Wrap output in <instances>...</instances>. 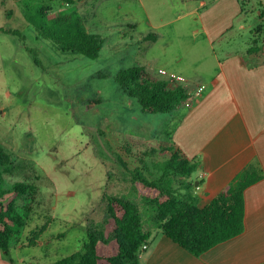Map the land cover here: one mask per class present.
Wrapping results in <instances>:
<instances>
[{
	"label": "rangeland",
	"instance_id": "obj_1",
	"mask_svg": "<svg viewBox=\"0 0 264 264\" xmlns=\"http://www.w3.org/2000/svg\"><path fill=\"white\" fill-rule=\"evenodd\" d=\"M169 2L47 1L53 7L50 19L76 11L85 29L103 38L99 58L90 60L60 51L39 38L23 17L25 0H0V145L12 161L7 171L0 167L1 183L8 188L27 182L40 190L19 245L23 248L10 253L15 261L25 257L29 264L34 257L38 263L53 264L80 251L89 231L100 229L104 222L105 195L136 202L145 225L156 226L142 188L135 187L131 175L119 164L118 152L125 144L131 145L133 152L155 148L157 158L164 160L160 152L172 145L168 139L172 128L162 126L167 116H155L152 127L164 132H150L147 142L139 135L128 137L127 121L136 124L144 117L136 101L120 90L115 75L130 68L133 60L140 62V47L147 46L132 31L135 26L131 23L137 31L145 30L149 21L158 26L165 40L155 47H167L168 43L169 47H208L204 35L193 38L194 21L183 17L188 7L193 9L199 2L188 7ZM240 2L242 17L234 20L233 29L215 44L221 55L223 47L247 50L256 36L254 28L264 26V0ZM161 51L156 48L150 55H161ZM160 62L163 64V59ZM121 155L130 168L139 167L148 174L145 165L125 152ZM34 233L37 244L30 247L28 239Z\"/></svg>",
	"mask_w": 264,
	"mask_h": 264
},
{
	"label": "crops",
	"instance_id": "obj_2",
	"mask_svg": "<svg viewBox=\"0 0 264 264\" xmlns=\"http://www.w3.org/2000/svg\"><path fill=\"white\" fill-rule=\"evenodd\" d=\"M197 2V7L189 9L188 6ZM169 3L188 7L183 17L195 23L191 34L194 39L204 35L208 47H169V43L167 47H155L165 40L158 26L149 21L145 30L137 31L135 23H131L135 26L132 31L142 37L147 46L140 47L141 61L133 60L130 68L140 66L153 75L159 69L182 75L188 80L184 86L187 93L199 85H205L206 89L200 97L191 98L190 108L183 104L172 114H152L140 108L144 118L136 124L127 121L125 132L130 138L141 136L142 141L147 142L150 132H164L152 127L156 123L154 117L167 116L162 126H171L170 143L188 160L198 164L191 180L196 182L195 195L200 203L208 204L248 165L258 163L264 173V50L249 56V47L244 52L223 47L221 55L215 47L233 29L234 20L242 17L240 0H170ZM156 48L161 49L162 54L150 55ZM136 128H140V132ZM245 206L244 233L201 257L174 243L157 226L147 225L151 237L148 248L140 255V263H264V178L246 190ZM11 252L0 250V264H28L25 257L15 261ZM33 258L29 264H42Z\"/></svg>",
	"mask_w": 264,
	"mask_h": 264
},
{
	"label": "trees",
	"instance_id": "obj_3",
	"mask_svg": "<svg viewBox=\"0 0 264 264\" xmlns=\"http://www.w3.org/2000/svg\"><path fill=\"white\" fill-rule=\"evenodd\" d=\"M47 1L56 0H25L22 9L25 21L38 37L52 42L60 51L98 59L103 38L89 33L76 11L50 19L49 12L53 7L46 4ZM254 32L256 36L248 49L249 56L264 50V26L254 28ZM143 73L144 68L135 66L116 75L119 88L143 111L172 114L187 101L189 96L185 87L171 90L165 80L143 81ZM130 146L119 147L118 162L131 175L135 187L142 188L146 204L153 212L152 220L162 234L195 257H201L244 233L245 192L264 178L258 163L248 165L212 201L201 204L195 195L196 182L191 180L198 164L188 160L178 147L174 144L163 147L160 155L165 158L160 161L155 148L142 153L139 149V152H133ZM122 152L145 165L148 174L139 167L130 168ZM11 164V156L0 145V167L7 171ZM1 181L0 175V250L9 253L22 241L40 190L27 182L4 188ZM104 200L106 214L100 229L89 231L88 241L80 251L53 264H141V249L148 244L151 233L146 230L139 205L129 198L111 194L105 195ZM45 228L41 229V234ZM33 235L28 239L30 247L37 244L38 235Z\"/></svg>",
	"mask_w": 264,
	"mask_h": 264
},
{
	"label": "built area",
	"instance_id": "obj_4",
	"mask_svg": "<svg viewBox=\"0 0 264 264\" xmlns=\"http://www.w3.org/2000/svg\"><path fill=\"white\" fill-rule=\"evenodd\" d=\"M142 77L145 78V81H149V82L165 80L167 82L168 89H171V90L187 86L188 84V80L186 79V77L176 74V73L168 72L165 69H159L156 75H150L145 72L142 74ZM205 89H206L205 85H199L196 87V89L193 92L187 93L189 97L187 101L184 103L185 107L190 108L192 106L191 98L200 97L204 93ZM147 248H148L147 244L143 245L141 249V253ZM261 264H264V263H261Z\"/></svg>",
	"mask_w": 264,
	"mask_h": 264
}]
</instances>
